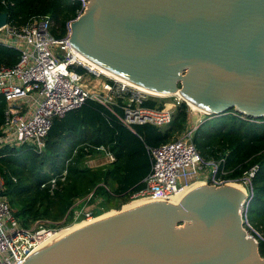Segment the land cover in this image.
Here are the masks:
<instances>
[{
    "label": "water",
    "instance_id": "95a60500",
    "mask_svg": "<svg viewBox=\"0 0 264 264\" xmlns=\"http://www.w3.org/2000/svg\"><path fill=\"white\" fill-rule=\"evenodd\" d=\"M68 42L144 88L179 89L209 116L264 117V0H87ZM243 196L202 185L177 205L149 201L23 264H264L242 228Z\"/></svg>",
    "mask_w": 264,
    "mask_h": 264
},
{
    "label": "trees",
    "instance_id": "16d2710c",
    "mask_svg": "<svg viewBox=\"0 0 264 264\" xmlns=\"http://www.w3.org/2000/svg\"><path fill=\"white\" fill-rule=\"evenodd\" d=\"M79 9L78 0H0V13H6V21L13 25L24 23L32 15H48L58 25L57 36L52 31L55 38L65 36L67 23L75 19ZM17 59L14 49L0 45V65L12 66ZM4 106L0 96V125ZM142 106L159 108L162 105L147 99ZM226 112L218 116L207 115L206 120L193 130L191 141L203 159L224 155L220 167L226 172L227 179H237L250 166L257 165L251 178L252 196L246 215L263 237L258 242V252L264 257V117H247L233 109ZM185 122L184 101L175 106L165 128L144 123L129 129L105 106L86 99L80 107L52 118L42 154L26 144L17 147L19 149L0 146L3 196L23 227H28V221L34 218L51 221L64 218L75 199L83 201L88 194L87 203L101 198L98 205L101 209H109L110 202L115 200L127 204L130 195L144 187L143 179L150 169L147 148L175 139ZM66 142L68 146H64ZM99 145L113 155V161L96 170L80 167L83 156L98 152L95 147ZM73 150L76 151L74 155ZM51 156H61L60 165L52 166L48 172L41 171L40 163ZM64 168L67 171L65 179L58 183L53 193H49L47 187H40ZM68 215L66 219L70 218Z\"/></svg>",
    "mask_w": 264,
    "mask_h": 264
},
{
    "label": "built area",
    "instance_id": "2783aa9c",
    "mask_svg": "<svg viewBox=\"0 0 264 264\" xmlns=\"http://www.w3.org/2000/svg\"><path fill=\"white\" fill-rule=\"evenodd\" d=\"M78 1L80 9L76 17L87 5V0ZM70 22L62 38L51 35L52 20L48 15H32L20 25L6 21L0 27V45L14 49L18 55L14 65H0V96L5 102L4 118L0 125V146L19 147L26 144L37 152L42 151L52 118L61 117L80 107L86 99L105 106L129 129L135 124L148 123L164 127L170 123L179 101L164 103L159 108L144 107L142 103L153 95L90 69L75 55L68 42ZM59 47L63 51L61 56L57 54ZM99 76H103V80L99 81ZM95 149L104 152L108 160L113 161V155L104 146L99 145ZM75 152L73 150L72 155ZM147 152L150 169L143 179L144 187L132 193L129 201L146 198L169 202L184 187L194 182L214 187L237 183L244 189L239 211L245 235L257 244L263 240L246 215L252 196L251 178L257 165L250 166L237 179H227L226 172L220 167L224 163V155L217 159H203L192 143L190 133L148 147ZM205 168L208 173H203ZM66 173L64 168L40 187H47L48 192L53 193L58 183L64 181ZM3 190L4 179L0 173V264H23L42 238L60 229L56 228L59 223L37 219L32 226L23 227L3 196ZM89 197L90 194L84 199L83 205ZM101 202V198H96L95 204ZM94 216L96 214L85 207L74 209L70 223Z\"/></svg>",
    "mask_w": 264,
    "mask_h": 264
},
{
    "label": "bare ground",
    "instance_id": "6f19581e",
    "mask_svg": "<svg viewBox=\"0 0 264 264\" xmlns=\"http://www.w3.org/2000/svg\"><path fill=\"white\" fill-rule=\"evenodd\" d=\"M77 46L72 47L73 52L90 69H93L98 73L104 74L105 76L111 77V78H113V79H115L121 83H124L125 85H129L131 87H134L140 91H143V92L148 93L150 95H153L155 97L175 96L178 99L185 101L187 107L192 109V110L202 111L204 113L208 112L206 109L199 107V106H196L193 103H191L188 99H186L183 95H181L179 93V91H180L179 89H176L175 91H173L171 93H163V92H157L154 90L144 88V87H142V86H140L134 82H131L130 80L120 76L118 73L108 70L106 67H104L103 65H101L97 61L91 59L80 47H77ZM200 186L201 185L198 182L191 183L189 186L184 187L179 193H177L168 203H171L173 205H177L186 194H188L189 192H191L192 190H194ZM227 186L235 188L236 190H238L239 192H241L244 195L240 185L227 184ZM132 201H134V202H132ZM149 201H152V200L146 199V198L134 199V200L129 201V204H126V205L123 204L121 207V210L118 212L117 211L112 212V213L105 214V215L97 217V218H94L95 217L94 216V217H91L89 219H83L81 221H76V222H74L75 224L70 226V227H67V226H69V224H68L65 226L67 228H65V229L60 228L56 232L51 233L47 237L42 238L38 242V244L31 250V252L29 253V255L27 257V260L31 259L32 257H36L37 255L43 253L44 251L48 250L49 248H51V247L55 246L56 244L60 243L61 241L65 240L66 238H68L72 234H74V233H76V232H78V231H80L86 227H89L95 223H98V222L103 221L107 218H110L114 215H117L120 212H124V211H127L129 209L138 207V206L145 204ZM98 215H96V216H98ZM71 224H73V223H70V225Z\"/></svg>",
    "mask_w": 264,
    "mask_h": 264
},
{
    "label": "rangeland",
    "instance_id": "374dc122",
    "mask_svg": "<svg viewBox=\"0 0 264 264\" xmlns=\"http://www.w3.org/2000/svg\"><path fill=\"white\" fill-rule=\"evenodd\" d=\"M52 26H53V29L51 28L50 33H52V31L53 32H56L54 34H56V36H57V34H58L57 32H59V31L58 30H55V29H57L58 25L55 22H52ZM54 34L52 33L51 35L55 37ZM58 36H60V35H58ZM62 53H63L62 48L59 47V49L57 51V54L59 56H61ZM103 78H104L103 76H99L98 77L99 81L103 80ZM149 99L153 100L156 105H162L164 103L171 104V103H175L177 100L179 102L182 101V100L178 99L175 96H167V97L149 96ZM189 109L190 108H188L187 105H186V122L184 123L182 129L177 134H175L176 135L175 138L181 137L183 135H187L188 133H190V136H192L193 130L197 126H199L201 123H203L206 120L207 114H205L204 112H202V111H195V110H192V109L189 110ZM226 113H228V112H226ZM163 128H165V127H163ZM68 145H69V143H67V142L64 143V146H68ZM60 148L61 147H59V149ZM15 149H19V148L15 147ZM42 151H40L38 153L39 154H42ZM49 154L52 155L51 152H49ZM61 159H62L61 156H59V157H57V156L56 157L55 156H51L50 158H47V159H45V161L41 162L40 165H39V168L41 169V171L48 172V171L51 170L52 166L58 167L60 165L59 163H60V160ZM108 164H109V162H108V159L106 158V156L103 153H101V152H95V151L94 152L87 153L85 156H83V158L79 162V166L80 167H82V168H88L90 170L100 169L102 167L107 166ZM205 172L208 173V169L205 168L204 171H203V173H205ZM230 184H233L234 185V184H237V183H230ZM237 185H240V184H237ZM241 188H242V191L244 193V189H243L242 186H241ZM83 201L81 199H75L74 203L72 204V206H73L72 207V211H70L69 212V215H68V216H70V218H67L66 220H64L63 217H62L58 221H52V222H58L59 223V224L56 225V228L65 229V228L70 227V226H72V225L75 224V223H73L71 225L69 224V226L65 227L68 223L72 222L71 214L74 212V209L75 208L76 209H79V208L84 209V207H85V209H90L94 214L100 212L98 216H95L94 217V218H97V217L103 216L105 214H109V213L116 212V211L118 212V211L121 210V207L123 205V204H121L122 201H118V200L116 201L115 200V201L110 202L109 209L105 210L103 208L104 209L103 210V209L97 208L98 205L95 204V201L94 200H93V202L86 203L85 205H83ZM132 202H134V201H132ZM126 203L129 204L128 202H126ZM116 207H118V208L116 209ZM37 219H44V218L39 217V218L31 219V220L28 221L27 226H29V227L32 226L33 222L35 220H37ZM48 220L51 221L50 219H48Z\"/></svg>",
    "mask_w": 264,
    "mask_h": 264
},
{
    "label": "crops",
    "instance_id": "0c3cea01",
    "mask_svg": "<svg viewBox=\"0 0 264 264\" xmlns=\"http://www.w3.org/2000/svg\"><path fill=\"white\" fill-rule=\"evenodd\" d=\"M158 128H161V127H158ZM98 152H101V151H98ZM101 153L104 154V152H101ZM104 155H105V154H104ZM105 156H106V155H105ZM106 158H107V156H106ZM107 159H108V158H107ZM67 160H68V159H67ZM67 160H66V161H67ZM108 162H111V161L108 160ZM95 201H96V200H95ZM75 209H76V208H75Z\"/></svg>",
    "mask_w": 264,
    "mask_h": 264
}]
</instances>
